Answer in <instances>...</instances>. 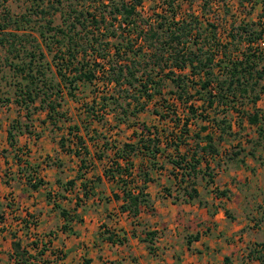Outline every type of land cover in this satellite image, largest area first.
Masks as SVG:
<instances>
[{
  "label": "trees",
  "instance_id": "1",
  "mask_svg": "<svg viewBox=\"0 0 264 264\" xmlns=\"http://www.w3.org/2000/svg\"><path fill=\"white\" fill-rule=\"evenodd\" d=\"M80 2L83 9L71 7L68 17L72 20L64 28L47 27L48 32H40L41 42L53 55L52 66L39 62L43 54L22 48L21 36L10 33L12 41L0 37V45L8 53H16L18 59L22 53L29 57L27 62L19 59L11 65L20 77L12 84L14 102L25 110L38 103L35 110L45 112L55 131H64L58 126L60 121L67 123L57 145L77 160L76 173L65 181L57 179V190L47 193V200L65 221L62 231H67L69 222H81L78 209L83 210L88 201L108 202L102 179L88 178L97 163L112 185L111 199L120 202L119 211L137 219L143 209H150L147 187L155 182L154 174L166 172L167 182L174 181L171 187H163L172 203H192L199 198V178L206 190L213 184L217 169L223 171L228 162L244 163L239 158L242 148L232 154L221 151L225 139L238 134L233 131L232 117L255 126L258 139L264 142V109L256 108L264 96V52L260 48L264 0H236V10L245 13L240 18L235 12L231 14L232 9L224 2L213 7L210 0H187L189 8L198 3L195 14H188L186 9L181 13L178 0ZM146 2L159 5L150 17L145 15ZM35 3L39 9L44 0ZM47 3L61 6L63 0ZM257 5L261 6L257 20H246ZM222 21L226 28L221 30ZM0 31L3 33V28ZM83 86L97 91L89 102L81 104L79 119L73 123L63 107L67 100L79 103L77 96ZM245 105L253 107L252 113L244 111ZM24 117L28 122L30 113ZM150 119L155 124L146 122ZM191 126L197 130L192 131ZM124 130L130 135L121 140L118 135ZM26 133H31L28 124L13 119L7 128L8 147L25 155L17 145L18 137ZM17 153L14 158L19 162ZM253 153L246 152L250 156ZM46 159V166L64 167L59 159ZM24 166L19 173L32 190L38 189L43 182L37 177V169L27 162ZM228 192L214 190L213 195L227 198ZM72 201V208L62 205ZM27 218L17 232L35 227L34 216L27 214ZM17 232H11L15 240L9 259L14 264H58L63 260L62 252L53 250L50 240L34 239L28 246L34 251L31 253L21 245ZM104 234L107 241L122 243L107 230ZM257 253L250 255L264 264ZM224 264H228L227 258Z\"/></svg>",
  "mask_w": 264,
  "mask_h": 264
},
{
  "label": "crops",
  "instance_id": "2",
  "mask_svg": "<svg viewBox=\"0 0 264 264\" xmlns=\"http://www.w3.org/2000/svg\"><path fill=\"white\" fill-rule=\"evenodd\" d=\"M260 7L257 5L255 8L260 10ZM9 123L0 118V264H14V260L9 259L15 240L11 232L21 228L22 220L28 219L27 214L34 216L35 227L28 232L16 233L21 245L34 253L28 248L30 242L34 239L44 242L50 240L51 248L63 254V260L58 264H224L225 258L228 264H262L250 252H259L255 255H261L264 260V233L246 231L249 227L246 207H250V199L253 194L256 197L255 192L258 195L262 193L264 198V190L258 184L249 186V180H245L248 175L240 178V170L245 168L241 167L236 173L231 172L223 180L222 187L221 173L225 171L217 169L213 184L206 190L205 187H198L199 198L192 203H172V199L163 192V187H171L174 181L171 179L167 182L166 172L154 174L155 182L147 187L150 209H143L134 219L121 213L118 209L120 202L111 199L112 185L105 180L97 163V168L88 174V178L99 176L102 179L103 195L108 198V202L88 201L83 210L78 209L81 222H69L67 231H62L61 226L65 221L54 209L53 203L47 200V193L53 194L57 190V179H71L76 171L73 176L66 177L61 175L62 168L46 166V158L51 157L50 150L54 148L53 152H57L55 141L50 142L51 147L46 144L43 146L45 153L42 157H39L41 154L30 137L23 142L18 140L17 145L22 152L24 148L28 149V154L21 155L11 150L7 144ZM36 145L39 146L38 142ZM3 150H8V153L3 154ZM16 153L19 162L14 158ZM70 158L76 170L77 160ZM24 162L37 169V177L43 182L36 190H32L25 176L19 173L25 167ZM251 169L248 171L250 175ZM231 183L235 184L232 186ZM225 189L229 191L227 198L213 195L214 190ZM174 191L172 189V196ZM231 192L240 201L239 209L234 207L239 215L237 218L229 215V209L232 208L228 204ZM62 205L72 208L73 201L63 202ZM106 230L115 240H122V243H111L104 239ZM147 233H154V236L149 237ZM32 234L35 238L31 237ZM193 236H197V239H193ZM149 246L152 250H149Z\"/></svg>",
  "mask_w": 264,
  "mask_h": 264
},
{
  "label": "rangeland",
  "instance_id": "3",
  "mask_svg": "<svg viewBox=\"0 0 264 264\" xmlns=\"http://www.w3.org/2000/svg\"><path fill=\"white\" fill-rule=\"evenodd\" d=\"M78 1L79 0H68V1L63 0L61 6L56 5V3H54L55 7H51L47 3V0H44V3L41 5L42 7H40L43 8L42 13H39L40 8L36 9L37 4L35 3V0H6L5 2H2V0H0V29L3 28L4 30L3 33L0 31V37L12 41L13 38L10 35V33L21 36L22 48H25L27 52L33 51L35 52L36 55L40 53L43 54L44 57L43 58L40 57L39 62L49 63L51 65L53 55L52 53L51 54L48 53L43 43L41 42L40 32L42 31L48 32L46 29L47 27L64 28L65 25L72 20V18L68 17V13L71 10V7L75 8L76 10L83 9V7L80 6L81 2L78 3ZM210 1L213 4V7L216 6L219 7L221 6L222 2H224L230 7V9H232L230 11L231 14L232 12H235L238 18H240L239 16L245 15V13H241V11L236 10V0H210ZM178 2L182 7L180 11L181 13L184 12L185 9L189 10L188 14L190 13L195 14L196 12L199 11L198 3L195 5L193 4L192 7L189 8L187 7V0H178ZM158 6L159 5L157 3L146 2L145 15L149 16L151 12L159 8ZM53 8H58V10L53 11ZM256 10L258 11V13ZM260 10H258V8H254V10H252L251 13L249 10H247V13L249 12L250 15L246 16V20L256 21L257 16L260 13ZM244 11L246 10H242V12ZM37 12L38 14H36ZM24 18L28 20V22H24L23 21ZM222 23L223 21L221 22V30L223 28H226V26L222 25ZM53 32L54 31L48 33V35H52ZM261 42L262 43H260V48L264 52V40H262ZM18 46L19 45L17 44V48H19ZM55 50L56 49H54V51ZM15 54L16 53H12V54L8 53L6 48L0 45V116H1L0 118H2L3 122L4 121L11 122L13 119L16 118L20 121L22 125L28 124L31 133L29 135L26 133L19 136L18 140L19 142L20 141L23 142L25 138L26 139L29 137L32 138L33 145L38 148L39 155L41 154L39 157H42L44 155L43 146L46 144L51 147V143H54L55 141L57 152L54 153L53 152L55 151L54 148L51 149L50 150L51 157L49 159L61 160L64 163V167L61 169V173H62L61 175H66V177L73 176L74 174L73 164L75 165L73 159H71L70 156L62 152L57 145V140L59 139L60 134H62L67 128V123L65 124L62 121H60L58 123V126H62V129L64 131H55L53 130L52 126L49 124L48 120L45 119L46 117L45 112L43 110H38V111L35 110L38 107V103L34 105L36 107L30 106L29 109L25 110L22 107H19L14 102L16 96L14 95L15 88L12 84L19 81L20 77L16 76V72L13 71L11 65L15 64L16 62H19L20 61L19 59L25 62L29 60V57H26L24 53L19 55V59ZM47 75L49 76L50 73L47 72ZM98 90H101V87H99ZM96 91L97 88L91 89L90 87L83 86L79 89L77 96V98L80 100L79 103L78 100L66 101L63 110L66 111L67 117L73 120V123H77V120L79 119V113L81 112V104L89 102V100H91V98L94 97V92ZM256 108L262 110L264 109V96H262L260 101L256 104ZM243 109L247 113H252L253 111V107L250 105H245ZM26 113L27 114L30 113V118L28 122L27 120L24 119ZM145 119H146L145 116L142 117V120ZM43 120L46 122L45 124L42 123ZM231 121L233 125V131L235 133L238 132V134H236V136L233 139L226 138L225 141L221 144V151L226 150L228 152L227 154H232V152H235L237 148H242L244 151L239 155V158L242 157L244 163L240 164L235 161V162H228L225 164V166H223V172L224 171L225 172L221 173V187L223 186L222 184L223 180H226L225 178H227V176L231 172L236 173L240 170L241 167H243L245 169L240 170V172H242L240 173V178L243 179L245 178L246 175H248L245 178V180H249L250 182L249 186H254V184H258L264 190V142L258 139L256 127L249 126L245 119L236 120L235 117H232ZM146 122L149 125L155 124V121L152 119L147 120ZM262 127L264 128V123H262ZM191 130L192 131L197 130V127L191 126ZM129 135H130V131L124 130L123 132L119 133L118 138L121 140L123 139L125 140L129 137ZM36 142H38L39 146L36 145ZM255 143H258L259 145L255 146ZM87 144L90 145V143ZM48 150L49 148L46 149V151ZM252 150H254L253 156L246 154L247 151L251 152ZM28 151H29L28 149L24 148L23 152L24 154H28L27 153ZM251 168H253L254 171ZM249 169H251L252 175L248 174ZM234 184L235 183H231L232 186ZM197 187H199V189H202L204 187V182L201 181L200 178L198 179ZM201 192L204 191L202 190ZM175 194L176 191H174V195ZM255 194L256 197L253 194L250 199L251 200L250 207H246L247 208L246 218L249 221V227L247 228L246 231L248 232L250 230L252 231L254 230L256 231V233H264V198L261 195L262 193L258 195V193L255 192ZM230 196H231V200L228 202V204L229 207L232 208L229 209L230 212L229 215L230 216L234 215L237 218L239 217V215L236 209H239L240 201L238 198H235L233 192L230 193ZM207 197L209 198V196ZM234 207H236V209H234Z\"/></svg>",
  "mask_w": 264,
  "mask_h": 264
}]
</instances>
